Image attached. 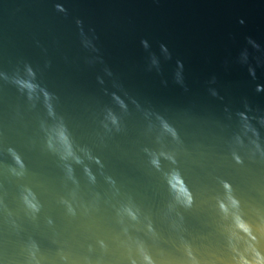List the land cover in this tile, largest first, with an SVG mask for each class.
I'll use <instances>...</instances> for the list:
<instances>
[{"label":"water","instance_id":"1","mask_svg":"<svg viewBox=\"0 0 264 264\" xmlns=\"http://www.w3.org/2000/svg\"><path fill=\"white\" fill-rule=\"evenodd\" d=\"M245 260L264 0H0V264Z\"/></svg>","mask_w":264,"mask_h":264},{"label":"clouds","instance_id":"2","mask_svg":"<svg viewBox=\"0 0 264 264\" xmlns=\"http://www.w3.org/2000/svg\"><path fill=\"white\" fill-rule=\"evenodd\" d=\"M233 203L235 204V202H233ZM237 223L239 224V220H237ZM239 226H240L245 232H248V231H249V229L246 228V227H244V225L240 224ZM257 256H258V254H257ZM243 264H249V262L245 260V261H243ZM257 264H264V261H259V260H258Z\"/></svg>","mask_w":264,"mask_h":264}]
</instances>
